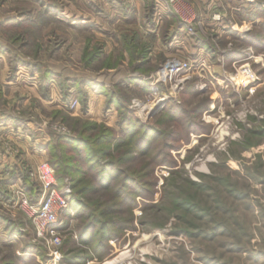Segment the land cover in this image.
Returning a JSON list of instances; mask_svg holds the SVG:
<instances>
[{
    "label": "rangeland",
    "instance_id": "obj_1",
    "mask_svg": "<svg viewBox=\"0 0 264 264\" xmlns=\"http://www.w3.org/2000/svg\"><path fill=\"white\" fill-rule=\"evenodd\" d=\"M258 3L264 8V0H222L217 8L229 10L225 23L232 22V29L245 36L261 20L240 22L237 10ZM185 5L195 17L193 34L181 27L164 0H0V157L5 158L0 160V259L11 262L32 243L46 256L37 257L41 264H105L123 253L132 254L124 264H264V42L258 49L245 47L247 55L231 61L227 55L238 41L229 32L208 30L207 4L186 0ZM185 8L177 10L184 13ZM208 41L211 51L203 46ZM175 59L207 67L200 75L158 84L155 93L158 72ZM144 73L153 78L149 93L128 81ZM192 79L200 94L184 98L185 83ZM86 81L90 84L83 85ZM112 91L124 97L134 116L154 124L173 103L185 101L188 108L205 103L209 107L199 119L207 131L188 137L176 122H164L161 129L178 133L169 141L176 164L160 158L165 162L153 171L154 197L143 199L146 209H134L130 224L136 228L116 230L121 236L109 239L101 256L69 263L67 257L78 251L93 254L78 242L79 221L72 209L73 221L67 215L63 221L77 237L63 233L61 256L49 257L16 201L22 194L40 200V183L30 173L41 163L52 166L48 144L54 135H72L76 121L119 130L118 109L107 107ZM158 97L166 100L153 111H139ZM55 173L60 189L72 188L69 176ZM27 185L40 190V197L32 198ZM187 193L203 211L185 214L176 207L174 201ZM130 216L129 211L114 214L117 219ZM6 219L20 223L21 234L10 230Z\"/></svg>",
    "mask_w": 264,
    "mask_h": 264
},
{
    "label": "trees",
    "instance_id": "obj_2",
    "mask_svg": "<svg viewBox=\"0 0 264 264\" xmlns=\"http://www.w3.org/2000/svg\"><path fill=\"white\" fill-rule=\"evenodd\" d=\"M238 13L241 16L240 22L241 20L256 22L259 19L261 21L259 24H255L245 36L239 35L236 32L238 30H233L229 24L223 25L225 32L231 33L232 38L239 43L234 45L227 55L231 61L244 58L247 55L245 47L252 46L258 49L264 42L263 6L260 3L249 4L247 7H240ZM203 46L206 51H211L213 47L209 41L203 42ZM141 53L140 56L146 60L147 51ZM140 68L138 65L135 69L140 70ZM152 79L151 75L144 73L143 76L133 77L128 81L135 84L139 90L149 93ZM196 82L197 79H192L185 83L182 91L184 98L200 94ZM87 83L88 81L83 85ZM114 93L112 91L109 94L107 107L114 104L118 109L119 130L105 124L82 123L81 125L80 121H76L78 126L73 128L75 133L54 135L48 144L54 157L52 161L54 169L71 178L73 191L71 208L75 210L79 221L78 242L93 250V254L78 251L74 255H70L67 257L69 263L93 260L105 250L109 239H119L121 235L116 230L124 232L136 228L130 224L134 219V209L138 206L146 209L148 205L143 199L154 197L157 178L153 177V171L157 165L165 162L160 158L168 159L166 161L170 165L176 164L171 159L169 151L175 146L171 145L169 141L172 138H177L178 133L177 130L175 132L161 129L164 122H176L178 129H181L188 137L191 132L207 131V127L199 119V115L209 107L205 103H200L193 108L186 107L185 101L173 103L170 107L165 108L162 117L154 124L143 122L134 116L127 108V101L123 100L124 97L120 96L121 98H119ZM66 96L67 99L71 97L70 94ZM181 135L182 133L179 134V136ZM161 141L163 143L159 144ZM186 141L188 142L189 139L187 138ZM126 163L135 164L125 167ZM25 178L29 179V176ZM191 182L188 180V183L196 188L201 187L199 184ZM26 187L32 198L40 197V190L33 191L34 188L29 185ZM234 195L237 198L243 197L237 192ZM139 198L142 201H138ZM172 199L176 200V198ZM174 202L177 204L176 207L183 208L185 214L195 212L196 208L203 211L196 207L193 195L190 196L189 193L183 199ZM126 211L131 213L129 219L114 217V214ZM6 220L10 230L13 229L14 232L20 234V230H24L21 229L20 223H15L11 219ZM165 223L166 221L161 223L160 227ZM74 241L69 239L68 242L73 243ZM38 256L43 260L46 259L41 248L28 243L22 248L21 256H14L15 259L11 262L0 259V264H41L37 260Z\"/></svg>",
    "mask_w": 264,
    "mask_h": 264
},
{
    "label": "built area",
    "instance_id": "obj_3",
    "mask_svg": "<svg viewBox=\"0 0 264 264\" xmlns=\"http://www.w3.org/2000/svg\"><path fill=\"white\" fill-rule=\"evenodd\" d=\"M164 1L176 11L177 15L175 16L181 19V27L185 29V31H188L190 34L197 31L191 24L195 17L193 11L185 5L186 0ZM247 1L251 3L255 2V0ZM180 5L187 7L185 8L186 10H184V13H181V10H177ZM222 18V15L218 12L212 14L213 21L221 22ZM196 24L201 25L202 27L204 26L203 20H197ZM229 24L231 26L233 25L232 22ZM223 29L225 30L224 27ZM208 30L216 31L214 28H208ZM205 67H207L205 62L194 63L191 61L188 62L175 59L158 72L154 84H167L168 81H178L180 77L185 80V78H188L195 73L200 75L199 70ZM248 74H250V72H248ZM158 90L159 85L156 88L154 87L155 93H157ZM136 105L138 106L139 102ZM55 174V169L49 163L38 164L34 168V171L30 173V176L32 179L37 180L40 183V189L42 192L40 200L38 202H33L29 197L22 194V197L18 198L16 201V206H18L17 208L20 209L25 216L32 220L36 230V237L48 252L49 257L58 259L61 256L59 251L63 244V233L66 231L73 232L75 237H77V232L71 227H69L70 229H66L64 225L66 222L63 221L64 215L69 216L72 221L75 218V214L71 208L72 188L70 185H67L63 189H60L57 185Z\"/></svg>",
    "mask_w": 264,
    "mask_h": 264
},
{
    "label": "crops",
    "instance_id": "obj_4",
    "mask_svg": "<svg viewBox=\"0 0 264 264\" xmlns=\"http://www.w3.org/2000/svg\"><path fill=\"white\" fill-rule=\"evenodd\" d=\"M203 4H207L206 6L208 7V13L206 14V15H208L209 14V17H207L206 19L207 20H210L211 22H209V26L210 27H212V28H216V31H225L224 29H223V25H227V24H229V23H225V20H227V16L229 15V10H227V9H225V8H223V7H221V6H219L220 8H217V5H219V3L220 2H222V0H200ZM231 9H232V11H230V13H231V16H232V18H233V16H234V14H235V12L236 11H234L235 10V8H234V6L233 7H231ZM234 9V10H233ZM238 11V10H237ZM215 12H218V13H220L221 15H222V17H223V20L221 21V22H213V20H212V18H211V16H212V14L213 13H215ZM210 18V19H209ZM251 23H253V24H255V23H257V22H251ZM230 25V24H229ZM231 26V25H230ZM235 24H233L231 27L232 28H235ZM249 27V26H248ZM246 28L245 29V31H249L250 30V28ZM1 158V157H0ZM2 162H5V158L4 159H0ZM1 161H0V164H1Z\"/></svg>",
    "mask_w": 264,
    "mask_h": 264
},
{
    "label": "bare ground",
    "instance_id": "obj_5",
    "mask_svg": "<svg viewBox=\"0 0 264 264\" xmlns=\"http://www.w3.org/2000/svg\"><path fill=\"white\" fill-rule=\"evenodd\" d=\"M166 99L165 98H160V97H158V98H156L155 99V101L153 102V103H150V104H147V105H144V106H141L140 107V109H139V111L140 112H143V111H147V112H150V111H153L154 109H156L157 107H158V105H161V103H163L164 101H165ZM158 237H159V235H158ZM152 238V237H151ZM150 238V239H151ZM153 238H154V236H153ZM145 240V239H144ZM149 241V240H148ZM147 241V242H148ZM150 242V241H149ZM154 243V242H153ZM141 244V243H140ZM148 244V243H147ZM150 244H151V242H150ZM152 245V244H151ZM154 246H155V244H154ZM149 247H150V245H149ZM152 247V246H151ZM156 248V247H155ZM157 250V249H156ZM129 254H131V253H129ZM129 254L128 253H123L119 258H117V259H115V260H111V261H109V262H106L105 264H124V262H125V260H127L130 256H129ZM132 255V254H131ZM127 262H129V261H127Z\"/></svg>",
    "mask_w": 264,
    "mask_h": 264
}]
</instances>
